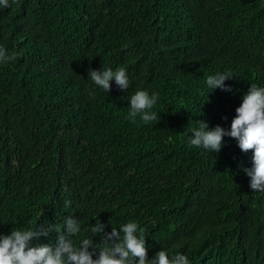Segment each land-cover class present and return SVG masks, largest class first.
<instances>
[{
    "label": "trees",
    "instance_id": "1",
    "mask_svg": "<svg viewBox=\"0 0 264 264\" xmlns=\"http://www.w3.org/2000/svg\"><path fill=\"white\" fill-rule=\"evenodd\" d=\"M0 47L17 54L0 65V235L73 217L78 245L91 224L134 221L149 260L264 264L252 152L229 137L218 154L189 144L198 121L230 129L248 88L264 87V0H16L0 8ZM118 67L126 92L88 75ZM227 70L232 92L212 91L208 76ZM138 90L159 94L157 122L126 118Z\"/></svg>",
    "mask_w": 264,
    "mask_h": 264
},
{
    "label": "clouds",
    "instance_id": "2",
    "mask_svg": "<svg viewBox=\"0 0 264 264\" xmlns=\"http://www.w3.org/2000/svg\"><path fill=\"white\" fill-rule=\"evenodd\" d=\"M13 3H16V0H0V8H9ZM16 59L17 54L9 55L4 47H0V65H6ZM88 75L94 85L105 93L111 91V81H114L121 91L126 92L130 87L124 67L115 70H89ZM233 78L232 71L227 70L208 76L206 85L212 91L220 89L222 92H232V88L226 85L225 81ZM158 100V93L149 95L146 90L136 91L130 98L126 118L135 123L139 117L145 125L157 122L160 117L153 108ZM235 112L228 130L219 125L209 130L207 123L198 121L199 126L193 129L189 144L218 154L225 137L234 139L241 152L251 151L253 154L252 167L244 169L250 178V189L253 192H264V87L252 84ZM69 203L66 202V206ZM53 230L58 233L54 243L31 246L33 240L49 237ZM81 231V223L73 217L64 220L62 229L46 228L43 225L35 229H12L10 234L0 235V264H189L185 255L176 253L169 256L165 250L158 251L154 258L149 260L143 230L134 221L124 224L119 230L112 228L111 232H106L105 225L100 221L91 224L87 229L90 237L75 245L73 237ZM94 237L100 238L99 250L93 242Z\"/></svg>",
    "mask_w": 264,
    "mask_h": 264
}]
</instances>
